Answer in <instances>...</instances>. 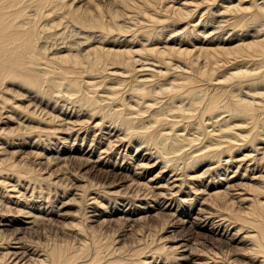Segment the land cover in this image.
Segmentation results:
<instances>
[{
    "label": "bare ground",
    "instance_id": "1",
    "mask_svg": "<svg viewBox=\"0 0 264 264\" xmlns=\"http://www.w3.org/2000/svg\"><path fill=\"white\" fill-rule=\"evenodd\" d=\"M0 264H264V0H0Z\"/></svg>",
    "mask_w": 264,
    "mask_h": 264
},
{
    "label": "rangeland",
    "instance_id": "2",
    "mask_svg": "<svg viewBox=\"0 0 264 264\" xmlns=\"http://www.w3.org/2000/svg\"><path fill=\"white\" fill-rule=\"evenodd\" d=\"M70 152H72V151H70Z\"/></svg>",
    "mask_w": 264,
    "mask_h": 264
}]
</instances>
